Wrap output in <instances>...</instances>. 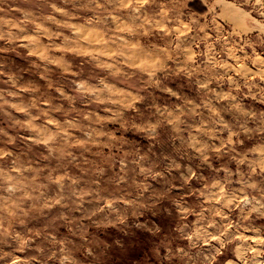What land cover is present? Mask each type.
Returning <instances> with one entry per match:
<instances>
[{
	"label": "clouds",
	"instance_id": "9594fccd",
	"mask_svg": "<svg viewBox=\"0 0 264 264\" xmlns=\"http://www.w3.org/2000/svg\"><path fill=\"white\" fill-rule=\"evenodd\" d=\"M32 2L39 24L90 15L85 34L102 30L117 56L87 61L91 94L66 66L45 89L92 106L75 123L61 112L80 141L0 109L15 132L0 127V264L16 259L5 247L30 250L32 264H126L135 232L151 264H264V0ZM0 39L18 46L11 33ZM177 184L191 203L172 194Z\"/></svg>",
	"mask_w": 264,
	"mask_h": 264
},
{
	"label": "rangeland",
	"instance_id": "374dc122",
	"mask_svg": "<svg viewBox=\"0 0 264 264\" xmlns=\"http://www.w3.org/2000/svg\"><path fill=\"white\" fill-rule=\"evenodd\" d=\"M229 2H234V0H229ZM0 8H2L0 11V34L11 33V35L19 37L15 41V44L18 45L15 48L8 47L6 39H0V49H2L0 57L4 59L3 67H0V96L7 101L6 104L0 102V109L22 123L27 122L29 113H31L36 117L35 123L41 127L46 125L52 130L53 135L59 130L62 134L80 141V127L65 128V116L61 115V112L68 110L67 118L75 123L80 116L90 119V113L93 111L92 106L82 105L79 102H73L70 106L67 102L59 100V93H53L51 88H48L47 91L45 89L50 83L55 82L56 70L66 66L64 76L78 80L82 86L88 88V94L93 93L95 91L93 85L95 77L90 75L92 66L87 65V61L96 57L105 62H111L117 56L115 51L107 49V45L110 43L108 35L100 29L88 30L85 34L87 24L91 21L90 15L73 14L71 21L67 24L51 26L39 24V21L29 18L35 15L32 0H8V3L0 4ZM188 9L201 16L206 11V9L195 7L192 3L188 4ZM217 11L219 12L220 9L218 8ZM224 14L227 16V8L224 9ZM221 26L223 27V25ZM41 31H47L48 35H39ZM121 35L127 39L126 34L121 33ZM209 35L211 37L212 34ZM78 36H83V40L77 41ZM93 38H95V43L89 46L88 41L93 40ZM28 45L31 47H26ZM261 56L264 58V52L261 53ZM46 61H51L49 65L51 70L48 74L42 70ZM229 63L234 62L229 60ZM249 66L255 71L254 66ZM127 68L128 65L123 64L121 72L126 71ZM101 70L97 69V71ZM82 73L83 80L80 79ZM254 79L259 80V77ZM12 81L15 83L13 84ZM65 91L71 95L70 90ZM8 93L12 94L8 95ZM53 104L58 105V110L50 112L49 108ZM103 104L104 102L101 101V108H103ZM70 108L71 110H69ZM95 114L103 118L106 113L99 110ZM48 117L50 119H46ZM7 124L8 121L0 116V127H5L10 135H14V130L7 129ZM107 126L115 131L111 121H107ZM33 139L34 136H29V142ZM126 139L131 143H137L135 138ZM48 142L50 141L47 139L44 141V143ZM19 144V141L16 144H9L6 150L15 154ZM78 146V144H73V150ZM197 175H201V173L198 172ZM205 179H207L206 174ZM172 194L183 196L189 203L195 198L179 184L173 189ZM130 195L131 193L128 194V196ZM127 198V196L124 197L125 200ZM111 202L109 200V203ZM145 218L141 217L142 220ZM188 219H195V217L189 216ZM144 241L145 234L135 232V238L125 243L126 264H151L150 256L144 255L147 252ZM106 243L110 244V242ZM4 251L11 252L16 257L14 264H32L31 253L28 249L13 251L5 247Z\"/></svg>",
	"mask_w": 264,
	"mask_h": 264
}]
</instances>
